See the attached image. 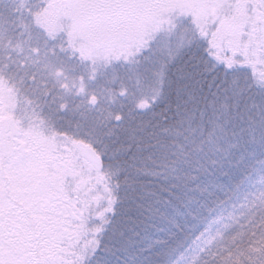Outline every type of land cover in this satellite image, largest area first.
Wrapping results in <instances>:
<instances>
[{
	"label": "snow or ice",
	"instance_id": "1",
	"mask_svg": "<svg viewBox=\"0 0 264 264\" xmlns=\"http://www.w3.org/2000/svg\"><path fill=\"white\" fill-rule=\"evenodd\" d=\"M0 264H264V0H0Z\"/></svg>",
	"mask_w": 264,
	"mask_h": 264
}]
</instances>
